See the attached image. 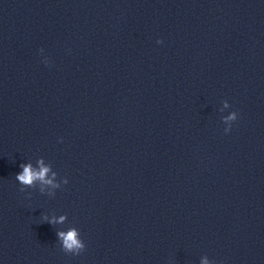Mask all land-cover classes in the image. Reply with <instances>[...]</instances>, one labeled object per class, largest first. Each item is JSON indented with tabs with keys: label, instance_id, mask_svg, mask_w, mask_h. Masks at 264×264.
Here are the masks:
<instances>
[{
	"label": "water",
	"instance_id": "water-1",
	"mask_svg": "<svg viewBox=\"0 0 264 264\" xmlns=\"http://www.w3.org/2000/svg\"><path fill=\"white\" fill-rule=\"evenodd\" d=\"M0 264H264V0H0Z\"/></svg>",
	"mask_w": 264,
	"mask_h": 264
},
{
	"label": "clouds",
	"instance_id": "clouds-1",
	"mask_svg": "<svg viewBox=\"0 0 264 264\" xmlns=\"http://www.w3.org/2000/svg\"><path fill=\"white\" fill-rule=\"evenodd\" d=\"M236 118H237L236 113H233L227 119L235 120ZM39 164L40 167L38 170L33 169V167L30 164L21 165L23 171L17 174L16 179L21 184L26 186H32L35 182L39 181L42 184L58 187V185L53 183V179L47 178V174L49 173L50 169L44 166L42 161H40ZM53 177H55V173H53ZM60 219L62 221L64 218L61 217ZM50 222H55V221H50ZM58 236L60 237L63 243V249L66 252H70L73 253L74 255H78L85 248L84 243L81 241V239L78 238V233L75 229H70L67 232H59Z\"/></svg>",
	"mask_w": 264,
	"mask_h": 264
}]
</instances>
